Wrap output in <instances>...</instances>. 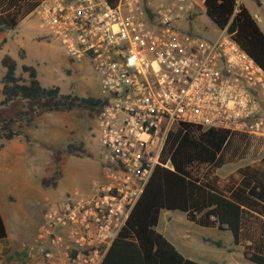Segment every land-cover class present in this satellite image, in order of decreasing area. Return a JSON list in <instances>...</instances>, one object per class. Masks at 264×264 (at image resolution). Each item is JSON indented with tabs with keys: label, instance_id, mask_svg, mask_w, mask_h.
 Here are the masks:
<instances>
[{
	"label": "built area",
	"instance_id": "built-area-1",
	"mask_svg": "<svg viewBox=\"0 0 264 264\" xmlns=\"http://www.w3.org/2000/svg\"><path fill=\"white\" fill-rule=\"evenodd\" d=\"M34 13L72 59L91 62L105 101V181L45 211L44 264H101L154 168L171 165L168 139L184 123L264 133V68L227 27L214 39L183 31L163 3L44 0Z\"/></svg>",
	"mask_w": 264,
	"mask_h": 264
},
{
	"label": "rangeland",
	"instance_id": "rangeland-1",
	"mask_svg": "<svg viewBox=\"0 0 264 264\" xmlns=\"http://www.w3.org/2000/svg\"><path fill=\"white\" fill-rule=\"evenodd\" d=\"M156 1L173 10L181 30L205 39L219 35L220 28L192 0ZM240 1L248 7L264 32V0ZM34 30L39 34L29 37ZM0 33L6 40L0 47V83L5 73L2 58L9 54L17 61V74L26 79L28 73L22 71L23 64L34 65L41 84L46 87L58 85L62 94L95 97L102 94L101 82L91 62L72 59L35 13L23 19L16 28L2 27ZM48 103L55 104L54 101ZM46 104L44 102V106ZM31 105L30 99L17 98L2 106L1 117H15ZM95 117L91 110L75 107L45 111L36 116L31 125L20 121L12 125L25 147L14 149L10 142L4 150L0 148V211L10 236L21 226H35L40 215L52 205L69 198L92 196L105 181L106 162ZM249 138L245 136L247 144ZM3 140L6 141L2 138L0 142ZM80 143L81 150L69 149L70 144ZM250 156L245 145L235 158L230 156L212 165L197 164L192 171L225 193L230 191V183L225 180L229 177L230 182L232 180L228 173L233 169V161L243 158L242 162H248L253 159ZM44 179L48 184H44ZM160 214L157 230L188 258L201 264H258L244 256L243 247L234 243L231 231L221 230L217 225H197L180 210L163 209Z\"/></svg>",
	"mask_w": 264,
	"mask_h": 264
},
{
	"label": "trees",
	"instance_id": "trees-1",
	"mask_svg": "<svg viewBox=\"0 0 264 264\" xmlns=\"http://www.w3.org/2000/svg\"><path fill=\"white\" fill-rule=\"evenodd\" d=\"M43 1L0 0V29L16 28ZM107 1L113 6L119 2ZM195 1L219 28L227 27L239 45L264 68V32L244 4H238V0ZM5 41L0 33V47ZM2 65L5 73L2 77L0 96L4 95V98L0 99V105H7L20 97L30 99L32 105L17 116L0 122V139L9 140L19 134L12 127L16 121L31 125L35 117L45 111L82 107L91 110L96 116L105 104L99 96L62 94L58 85L43 86L34 65H22V71L28 73V79L18 75L17 61L9 54L2 58ZM48 101H54L55 104ZM44 102H47L45 106ZM183 126L185 132L172 133L168 139L166 154L171 165H158L154 168L142 196L101 264H201L184 256L157 230L162 209L181 210L187 213L188 219L200 225H217L221 230L231 231L234 243L244 247L245 257L258 264H264V219L253 217L241 203L233 199V196L237 197L238 192L230 190L229 197L211 182L195 176L192 171V167L197 164L216 163L232 134L231 130L203 129L190 123H184ZM69 149L81 150L82 144H70ZM261 162L264 163V157ZM257 181L260 185L250 187L248 192L253 199V205L259 203L256 198L264 200V184L258 177ZM44 184H48L47 179H44ZM255 223L260 226L256 233L251 229ZM5 237L7 229L0 212V238ZM247 240L253 241V244H247ZM217 244L222 246L221 243Z\"/></svg>",
	"mask_w": 264,
	"mask_h": 264
},
{
	"label": "crops",
	"instance_id": "crops-1",
	"mask_svg": "<svg viewBox=\"0 0 264 264\" xmlns=\"http://www.w3.org/2000/svg\"><path fill=\"white\" fill-rule=\"evenodd\" d=\"M149 1H151L154 5L159 4L156 0H149ZM192 1L197 6H199V4L195 0ZM238 4H244V3L238 0ZM36 31L37 30H34L32 32L33 34L29 35V37L34 38L37 34H39ZM2 87L3 85L1 79L0 89ZM3 98L4 95H1L0 99ZM2 106L3 105H0V111L2 110ZM6 118L9 117H1L0 114V122ZM18 135L12 139L9 140L6 139V141L3 140V142H0V148L4 150L6 146L11 142L13 143L11 146L12 148L24 149L25 146L18 140L19 139ZM246 135L251 137L249 138L250 140L248 144L245 142ZM245 145L250 155L252 156L250 157L253 159L250 158L251 160L248 162H242L244 160L243 158H240L237 161H233L234 163V166H232L233 169L228 173L229 176L232 175V180L230 182V177H229L228 179L225 180V183H230L229 189L239 193L237 197L235 196L234 198L233 196L234 200L241 203L242 207L245 208L247 211H249L253 217H259L264 219V200L256 198V201H259V203H256L257 205H253L251 204L253 199H251L250 195L248 194L250 187L254 185H260V183L257 181V177L260 178V180L264 184V175H263L264 163H262L260 160L262 159V157H264V133L248 134L242 131L233 132L230 138L228 139V141L225 143L224 147L222 148L219 157L217 159V162L221 163L225 159H228L230 156H234V158L237 155L239 156L241 154L242 149H244ZM243 152L246 153V150H244ZM225 195L230 197L231 196L230 191L225 192ZM185 214L188 219V215L186 212ZM190 221L197 225H200L192 220ZM4 223L6 225L5 219H4ZM200 226L208 227L203 225ZM43 227H44V215H40L38 219V223L35 226H32L30 228L21 226L17 229H14L12 236H10L6 225L7 237L0 238V264H44V256L42 253V250L44 249V236L43 238H41V232ZM259 227L260 226H258L257 223H255L253 224L251 229L254 230V232L256 233L257 232L256 230ZM246 243L252 245L253 241L247 240ZM24 244H28V245L30 244L32 247H34L35 250L33 251V253L32 252L29 253L28 249L24 248ZM237 246L241 247L242 245H237ZM232 250H235V248H232ZM242 252L244 254L243 250ZM182 254L186 256L184 253Z\"/></svg>",
	"mask_w": 264,
	"mask_h": 264
},
{
	"label": "water",
	"instance_id": "water-1",
	"mask_svg": "<svg viewBox=\"0 0 264 264\" xmlns=\"http://www.w3.org/2000/svg\"><path fill=\"white\" fill-rule=\"evenodd\" d=\"M200 7V6H199ZM201 8V7H200ZM220 29H222V28H220Z\"/></svg>",
	"mask_w": 264,
	"mask_h": 264
}]
</instances>
